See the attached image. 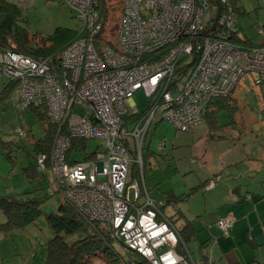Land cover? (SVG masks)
<instances>
[{
    "label": "built area",
    "instance_id": "built-area-1",
    "mask_svg": "<svg viewBox=\"0 0 264 264\" xmlns=\"http://www.w3.org/2000/svg\"><path fill=\"white\" fill-rule=\"evenodd\" d=\"M62 1L82 25L59 59L0 50V74L17 81L21 107H42L56 125L37 167L47 172L50 190L149 264H205L193 259L179 227L163 213L166 202L150 197L143 181L129 180L130 165L142 172V143L158 119L188 131L244 74L264 80V45L231 40L238 22L231 0H219L218 15L209 0H121L115 40L106 33L98 0ZM138 90L149 98L142 112L132 101ZM91 139L101 143L88 151ZM233 222L231 216L217 220L224 236Z\"/></svg>",
    "mask_w": 264,
    "mask_h": 264
},
{
    "label": "rangeland",
    "instance_id": "rangeland-1",
    "mask_svg": "<svg viewBox=\"0 0 264 264\" xmlns=\"http://www.w3.org/2000/svg\"><path fill=\"white\" fill-rule=\"evenodd\" d=\"M10 1L22 7L26 18L24 25L30 34L47 36L57 27L77 31L82 25L62 0ZM107 4L110 11L106 21V33L115 40L122 4L121 0H107ZM238 6L242 13L238 16L236 27L241 37L246 36L254 44L263 42L264 9L261 7V0H239ZM209 12L215 14L213 9H209ZM257 77V73L250 72L239 79L231 91V108L222 107L216 111L217 124L213 128H209L207 119H203L188 131L177 129L167 119H159L158 123L151 124L142 143L143 170L141 172L137 165V168H133V175L129 174L133 180L137 179L141 183L143 181L149 196L157 201L166 202L170 193L174 195L173 191L174 196H182V199H175L174 204L169 202L161 208L165 215L173 216L177 227L181 225L182 219L177 217L176 208L190 219L204 223L205 229L197 235L199 239L194 238L186 243L195 260L200 258L198 244L205 237L210 240L208 245L212 248L219 237H224L220 230L216 234L212 231L211 235L204 236L202 232L207 231V226H217L221 213L224 215H221L222 217L231 216L235 220L231 212L223 214L225 209L232 208L230 204L225 205L231 202L227 200L228 180H235L229 190L240 184L243 195L241 204L258 208V211H251L245 225L251 222L256 227L257 224L259 231L264 227V80L255 83ZM8 81L7 75H0V88ZM132 101L137 110L142 112L149 98L143 90H138L132 96ZM157 115L160 116L159 111ZM45 126L46 122L38 119L31 109H22L17 89L0 103V195H8L11 192L14 197L23 199L43 197L37 203H30V208H38L41 211L35 221L22 228L12 229L6 235L0 232V264H43L46 259L47 242L53 237L46 216L56 213L64 199L60 193L45 195L48 194L50 179L44 170L39 169L35 175L26 173L23 168L35 161L34 142L44 136ZM19 130L23 135L17 133ZM161 140L165 143L162 147ZM100 143L101 139H91L88 142V151H93ZM81 158V155H74V159ZM206 166H220L221 171L208 172ZM130 170L132 171V163ZM216 174L221 176L215 182V186L222 184L219 190H216L217 187H198L201 182L207 183ZM190 189L192 193L188 195ZM245 191L248 192L245 194ZM248 195L252 197L248 199ZM187 209L192 210L195 215L192 216ZM4 220L5 217L0 212V222ZM83 235L78 232L67 236L65 241L72 243ZM234 235L230 229L228 237ZM238 243L241 250L248 251L240 240ZM112 247L124 264L143 260L137 253L127 251L118 240H114ZM212 248L206 249L207 255L212 254ZM258 248L254 252L251 251V254L258 253L261 261L246 264H264V245ZM205 252L203 253L206 254ZM208 257L210 264H218L219 255L212 260L211 256ZM83 264L107 262L95 256Z\"/></svg>",
    "mask_w": 264,
    "mask_h": 264
},
{
    "label": "trees",
    "instance_id": "trees-1",
    "mask_svg": "<svg viewBox=\"0 0 264 264\" xmlns=\"http://www.w3.org/2000/svg\"><path fill=\"white\" fill-rule=\"evenodd\" d=\"M209 1L217 5L218 15L223 5L219 3V0ZM231 2L239 16V14L242 13L239 6L234 0H231ZM98 9H100L99 13L101 18L107 20L110 11L107 0H98ZM25 20L23 9L19 4L10 0H0L1 51L14 50L35 59L50 58L54 62L59 59L63 48L72 41L77 34V31L63 27H57L53 33L47 36H41L36 33L30 34L24 25ZM231 40L244 47L264 45V42L259 44L249 42L250 44L247 45L245 41H251L250 39H242L244 42H241V38L237 37L236 30L233 31ZM14 89H17V81L9 79L8 83L0 90V102H4L6 98L10 97ZM231 98L230 93L226 97L214 98L210 102L204 117V119H207L209 128H213L217 124V122H215V113L217 110L222 107L231 108ZM25 108L31 109L37 115L38 119L46 122L44 136L34 142L33 150L35 153V161L23 167L26 173L36 175L39 170L36 156L40 152L47 153L49 151L56 125L49 120L42 107L29 105ZM127 117L129 118V116ZM137 165L136 163L132 164V171L130 170V174L133 175V168H137ZM129 180L133 179L129 177ZM202 186H204V184H202L201 187ZM50 187L49 185L48 194H45L46 196L59 193L55 192V190H50ZM189 192L191 193L192 190ZM180 198H182V196ZM42 199V196L35 197V199H30L29 197H27V199L17 198L14 197L11 192L8 195H0V212L5 217V220L0 222V232L6 235L12 229L22 228L35 221L36 218L41 215V211L38 208H30V203H37ZM174 199L175 198L172 196H169V200L166 201V204L169 202L173 203V201H175ZM170 218L174 221L173 217L170 216ZM46 221L53 232V237L47 242V255L43 264H83L95 256L103 258L107 264H124V262L120 261L119 256L114 252L112 247L114 240L118 239H116L108 229H104L97 224L96 221L93 222L83 217L76 207L65 199L64 202L58 206V211L56 213H51L46 216ZM179 229L183 240L187 243L188 230L186 226L182 228L179 227ZM78 232H82L84 234L83 237L72 243H67L65 241L67 236ZM118 241L121 243L120 240ZM202 260L205 264H209L206 256L203 257ZM133 263L149 264L145 259L139 260V262L133 261Z\"/></svg>",
    "mask_w": 264,
    "mask_h": 264
},
{
    "label": "crops",
    "instance_id": "crops-1",
    "mask_svg": "<svg viewBox=\"0 0 264 264\" xmlns=\"http://www.w3.org/2000/svg\"><path fill=\"white\" fill-rule=\"evenodd\" d=\"M237 30L238 29L236 27L237 37L241 38V42H244V41H242V39L243 40L249 39L246 36L241 37V33H239V31H237ZM249 42L252 43V41H245V43L247 45L250 44ZM263 42H260V43H263ZM246 44H244V45H246ZM0 75H2V74H0ZM0 90H1V88H0ZM158 121H159V119L157 120L156 123H158ZM206 169H207L208 172H213V173L217 172V171H221V167L220 166L219 167L213 166V168L210 167V166H208V167L206 166ZM46 174H47V172H46ZM228 181L229 182H227V184H228V192H227L228 193V199L227 200H229L231 202H228L225 205L230 204V206L232 208L231 209H225L223 211V214H225L227 212H231L234 215L235 220L233 222V225H232L231 229H232V233L234 232L235 235L232 236V237H228V235H229L228 234L227 236L219 237L217 239V243L214 246V248H212L211 246L208 245L210 240L209 239H205L206 238L205 237L198 244V249H199V251L201 253L199 259H202L203 257L206 256L207 261L210 264V260H209L208 256H211V260H212V259L215 258L216 255H219L218 264H237L238 262H241L242 264H246L248 262H254V261L255 262L256 261L260 262L261 261L260 255H258V253L255 254V255L251 254V251L254 252L259 246L264 245V227L259 231L257 229V224H256V227H255V225H252L251 222H248L245 225V221H246V219H248V216L251 213V211H253V210L258 211V208L256 206H252V205L250 206V205H245L243 203L241 204V200H242V196L243 195L241 193L240 184H237L236 186L234 185L233 188L229 190V188L232 186V184H234L235 180L231 179V180H228ZM202 184H205V182H201L198 187H201ZM221 186H222V184H220L218 186H215L213 188L217 187L216 190H219ZM202 187H204V186H202ZM192 189H190V190H192ZM247 192L248 191H245V194ZM191 193L188 192V195H190ZM173 194L175 195L174 191H173ZM174 195H172L170 193V196H172L175 199L181 197L180 195H178L177 197L174 196ZM244 199H246V195H245ZM166 200H169V198H166ZM175 204H177V202H175ZM235 210H238V211H235ZM175 212H177V217L182 219V223H181V225L179 227L182 228L183 226H186V229L188 230L187 243L190 242L191 240H193L194 238L199 239V236H197V235H198L199 231L205 229V227L203 226L204 223L199 222L197 219H193V220L190 219L181 210H179V208H176ZM187 212L192 214V216L195 215L193 213V211L190 210V209H187ZM246 212H248V213H246ZM221 215H222V213H221ZM221 215H220V217L224 216V215H222V216ZM171 217H173V216H171ZM217 217H218V215H217ZM210 222H212V221H210ZM244 228H247V229H244ZM243 230L245 231V233H243ZM212 231L214 232V234H216V232L219 231L218 226H216V225H213L211 227L207 226V231H203L202 234L204 236H209V235L212 234L211 233ZM222 238H226V239H222ZM241 238H243V240ZM239 240H240V243H242L244 245V247H246V249H248V251L245 250V249H242V250L240 249V246H239V243H238ZM236 242H237V244L235 245ZM233 245H235V246H233ZM210 248H212V254L211 255H207L208 252H205V251H206V249L207 250H211ZM233 250H235V251L232 252ZM203 252H205L206 254H204ZM199 259H197V260H199Z\"/></svg>",
    "mask_w": 264,
    "mask_h": 264
}]
</instances>
